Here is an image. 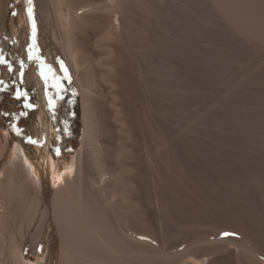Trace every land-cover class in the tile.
<instances>
[{"label":"bare ground","instance_id":"bare-ground-1","mask_svg":"<svg viewBox=\"0 0 264 264\" xmlns=\"http://www.w3.org/2000/svg\"><path fill=\"white\" fill-rule=\"evenodd\" d=\"M23 4L27 75L71 71L83 130L62 171L41 79L34 155L0 130L7 258L27 264L26 246L39 259L48 245V264H264V232L224 210L231 192L204 161L208 114L264 119V0H32V19ZM210 87L218 95L205 100Z\"/></svg>","mask_w":264,"mask_h":264},{"label":"rangeland","instance_id":"rangeland-1","mask_svg":"<svg viewBox=\"0 0 264 264\" xmlns=\"http://www.w3.org/2000/svg\"><path fill=\"white\" fill-rule=\"evenodd\" d=\"M23 2L25 3V0H9V12L6 18L8 46L5 49L0 47V57L7 62L0 63V67L2 68L3 65L7 64L6 66L10 68L6 77L4 73L2 75L3 71L0 68V130L3 134H8L11 131L15 141L21 143L28 153L34 155V150L37 148L36 143L41 142V139H39L41 131L39 79H41L43 84L45 82L47 105L52 112V116L50 117L48 114L44 121L53 124L51 131H56L53 136H50V155L53 156L55 162L57 158H60L58 159L59 164L56 163L64 171L67 163L72 157L76 156L82 144V92L74 75L69 70H58L44 64L43 67L47 70V74L46 71H42V68H38L37 72L31 76L27 75L29 65L26 61L27 58L32 59L30 55L33 50L31 44L28 43L27 32L24 29L27 21H21L20 9L24 6ZM160 63L163 64V60ZM163 71L164 68L159 67L156 72L161 75ZM172 71L177 72L176 70ZM63 81H67L68 86H63ZM65 87L70 88L71 91H67ZM214 89L211 87L205 88V100L211 98V95L214 96L212 98H215L219 89H215L217 92ZM18 91L26 95L18 97L16 95ZM50 100L54 101L53 107L49 105ZM212 103L211 101V105ZM26 104H31L32 107H26ZM177 108L178 104H176L174 111ZM207 108L209 109L208 101L201 105V109ZM223 108H221L223 111L226 108V111L230 109L229 107ZM21 113H26V115H21ZM228 116L223 117L221 115L219 117L208 114L205 118V167L208 175L212 174L213 169L218 168L221 187L224 189L222 191L225 193L231 192V194L228 193L229 195L225 194L230 196L226 197V200L225 195L222 196L223 204L225 203L222 206L224 210H231L241 219L259 225L264 232V119ZM16 129L20 130L19 134ZM37 130L39 131L36 132ZM31 141H35V143ZM57 148L58 152H56ZM62 155L65 156L63 159ZM175 169L177 170L171 175L172 185L182 182L176 174L179 168ZM226 184L230 186L226 188ZM228 189L229 191H227ZM230 189L234 191H230ZM176 194L174 192L175 199L180 197ZM179 199L177 201L180 202L181 199ZM179 204L181 205V202ZM8 235L0 230L2 242L6 241ZM25 249L28 251V255H26L27 264H48L50 251L48 245L44 248V253L41 254L39 259L30 247L26 246ZM6 251V247L0 250V264H14L7 258Z\"/></svg>","mask_w":264,"mask_h":264},{"label":"snow or ice","instance_id":"snow-or-ice-1","mask_svg":"<svg viewBox=\"0 0 264 264\" xmlns=\"http://www.w3.org/2000/svg\"><path fill=\"white\" fill-rule=\"evenodd\" d=\"M27 4H28V8H27V13H28V17L29 19H32V16H33V9H32V0H26ZM14 15L16 13H13ZM33 33H35V24H34V21H33ZM0 63H7L2 57H0ZM43 75V72L41 73ZM16 95L19 97V96H22V95H26L25 93H22V92H17ZM49 105L50 107H53L54 106V101L50 100L49 101ZM26 107H32L31 104H26ZM21 115H26V113H21ZM17 133L19 134L20 130L19 129H16ZM33 143H35V141H31ZM59 150L57 149V152Z\"/></svg>","mask_w":264,"mask_h":264},{"label":"flooded vegetation","instance_id":"flooded-vegetation-1","mask_svg":"<svg viewBox=\"0 0 264 264\" xmlns=\"http://www.w3.org/2000/svg\"><path fill=\"white\" fill-rule=\"evenodd\" d=\"M63 86L65 85V86H68V82L67 81H63ZM66 89H67V91H71V89L70 88H68V87H65Z\"/></svg>","mask_w":264,"mask_h":264}]
</instances>
